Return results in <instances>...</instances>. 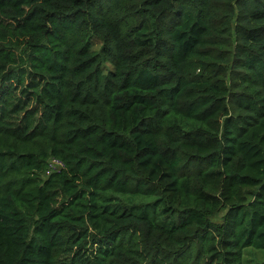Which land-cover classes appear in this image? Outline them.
Here are the masks:
<instances>
[{
    "label": "trees",
    "instance_id": "16d2710c",
    "mask_svg": "<svg viewBox=\"0 0 264 264\" xmlns=\"http://www.w3.org/2000/svg\"><path fill=\"white\" fill-rule=\"evenodd\" d=\"M249 249L264 0H0V264H252Z\"/></svg>",
    "mask_w": 264,
    "mask_h": 264
},
{
    "label": "rangeland",
    "instance_id": "374dc122",
    "mask_svg": "<svg viewBox=\"0 0 264 264\" xmlns=\"http://www.w3.org/2000/svg\"><path fill=\"white\" fill-rule=\"evenodd\" d=\"M53 169V168H52ZM245 259H248L252 264H256V262L263 263L264 262V250H255L249 249L245 251Z\"/></svg>",
    "mask_w": 264,
    "mask_h": 264
},
{
    "label": "built area",
    "instance_id": "2783aa9c",
    "mask_svg": "<svg viewBox=\"0 0 264 264\" xmlns=\"http://www.w3.org/2000/svg\"><path fill=\"white\" fill-rule=\"evenodd\" d=\"M62 163L60 161H53L52 164H51V168H57L58 166H61Z\"/></svg>",
    "mask_w": 264,
    "mask_h": 264
}]
</instances>
